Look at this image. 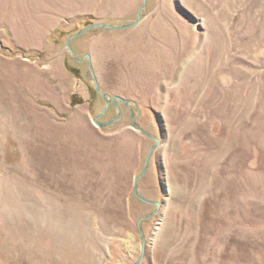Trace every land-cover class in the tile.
<instances>
[{"label":"rangeland","instance_id":"rangeland-1","mask_svg":"<svg viewBox=\"0 0 264 264\" xmlns=\"http://www.w3.org/2000/svg\"><path fill=\"white\" fill-rule=\"evenodd\" d=\"M142 0H0V264H132L153 139L66 37ZM159 146L139 264H264V0H147L71 41ZM110 104L98 119L106 122Z\"/></svg>","mask_w":264,"mask_h":264},{"label":"water","instance_id":"water-1","mask_svg":"<svg viewBox=\"0 0 264 264\" xmlns=\"http://www.w3.org/2000/svg\"><path fill=\"white\" fill-rule=\"evenodd\" d=\"M146 2L147 0H142L141 2V5L139 6L137 13H136V19L131 22V23H127V24H123V25H115V24H107L106 22L105 23H94V24H90L84 28H81L79 29L78 31L74 32V33H71V35H69L68 37H66L65 41H64V44H65V47L66 49L69 51V53L74 57V60L81 62L83 59L86 60V64H87V68L90 70V73H91V81L93 82V87H94V90L96 93H98L101 98L104 100L105 102V107L103 108L102 111H100V113L94 117L93 119V122L95 123V125H98V126H102V127H105L107 125H111L113 123H116L118 120L121 119V110H120V104L124 105L128 111H129V114H130V117H131V124L134 129L138 130L142 135L150 138L151 140L153 139L154 141V145L151 146V148L149 149V151L147 152V155L145 157V160H144V165L143 166V169L142 171L140 172V174L136 177H134V180H133V192H134V195L139 198L140 200L144 201V202H147V203H150L152 205H155V208L152 212H150L149 214L145 215V216H142L141 218H139L138 220V232H139V236H140V243H141V248H140V253L138 254V259L132 263V264H139L142 259H143V254H145V239H144V233H143V230H142V227H141V222L146 220V219H149V217L153 216L159 209L160 207V203L159 202H156V201H148L144 198H142L138 191H137V181H138V178L142 177L144 175V173L147 171L148 169V166L149 165V161H150V158L152 157V152H154L156 150V148L159 146V143L160 141L158 140V138L150 135L149 133H147L146 131H144L142 128L138 127V124L136 123V117L132 114V110L130 108V104H132L133 102L132 101H129L127 99H123L121 97H118V96H109L107 95L106 93H104L100 87H98V83H97V80H96V77L95 75L93 74V69H92V63H91V57L89 54H83L80 58L77 56V54L75 53V51L70 47V43L73 39L75 38H78L79 36H82V34H85L87 32H89L90 30H93V29H110V30H124V29H130L134 26L137 25V23L140 22L141 18H142V10H144L145 6H146ZM112 105L115 109H116V112H115V116L112 117L111 119L107 120L106 122H99L98 119L104 114V112H106L107 108L109 105Z\"/></svg>","mask_w":264,"mask_h":264},{"label":"flooded vegetation","instance_id":"flooded-vegetation-1","mask_svg":"<svg viewBox=\"0 0 264 264\" xmlns=\"http://www.w3.org/2000/svg\"><path fill=\"white\" fill-rule=\"evenodd\" d=\"M82 56V55H81ZM81 62H85L86 63V60L85 59H83Z\"/></svg>","mask_w":264,"mask_h":264}]
</instances>
